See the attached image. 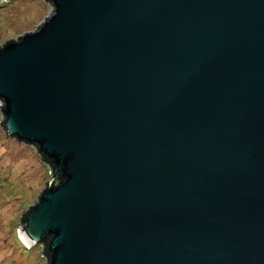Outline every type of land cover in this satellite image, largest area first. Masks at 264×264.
I'll return each instance as SVG.
<instances>
[{"label":"water","instance_id":"obj_1","mask_svg":"<svg viewBox=\"0 0 264 264\" xmlns=\"http://www.w3.org/2000/svg\"><path fill=\"white\" fill-rule=\"evenodd\" d=\"M47 1L0 46V125L53 173L22 241L46 264H264V0Z\"/></svg>","mask_w":264,"mask_h":264},{"label":"rangeland","instance_id":"obj_2","mask_svg":"<svg viewBox=\"0 0 264 264\" xmlns=\"http://www.w3.org/2000/svg\"><path fill=\"white\" fill-rule=\"evenodd\" d=\"M0 46L35 31L52 12L46 0H0ZM0 105L2 102L0 100ZM0 107V122L3 119ZM0 125V264H46L43 244L28 248L19 232L20 218L53 176L32 145H24Z\"/></svg>","mask_w":264,"mask_h":264},{"label":"trees","instance_id":"obj_3","mask_svg":"<svg viewBox=\"0 0 264 264\" xmlns=\"http://www.w3.org/2000/svg\"><path fill=\"white\" fill-rule=\"evenodd\" d=\"M47 1V0H46ZM48 3H50L49 1H47ZM51 4V3H50ZM3 105V104H2ZM1 105V106H2ZM21 143H23L24 145L26 144V143H24V142H22V141H20ZM26 145H28V144H26ZM40 153V152H39ZM41 155V154H40ZM41 157H42V159H43V156L41 155ZM45 162V161H44ZM48 166H50L51 167V165H50V163L48 162H45ZM51 170H52V168H51ZM59 177V175H56V177H55V179H54V181H53V184L54 185H59V182H60V179L58 178ZM47 185V184H46ZM47 187H48V185H47ZM28 209H30V208H28ZM41 244H43V248H42V250H44V248H45V242H41ZM39 246V245H38ZM35 247V246H34ZM34 247H30V249H33ZM43 254V253H42ZM44 257H46L47 258V255H45L44 254Z\"/></svg>","mask_w":264,"mask_h":264},{"label":"built area","instance_id":"obj_4","mask_svg":"<svg viewBox=\"0 0 264 264\" xmlns=\"http://www.w3.org/2000/svg\"><path fill=\"white\" fill-rule=\"evenodd\" d=\"M3 1V0H2ZM1 3V2H0ZM2 102V101H1ZM3 104V103H2Z\"/></svg>","mask_w":264,"mask_h":264}]
</instances>
